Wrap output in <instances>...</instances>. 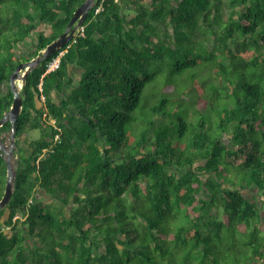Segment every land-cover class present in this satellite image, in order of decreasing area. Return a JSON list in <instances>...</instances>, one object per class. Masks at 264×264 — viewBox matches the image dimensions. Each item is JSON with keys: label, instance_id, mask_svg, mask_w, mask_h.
<instances>
[{"label": "trees", "instance_id": "trees-1", "mask_svg": "<svg viewBox=\"0 0 264 264\" xmlns=\"http://www.w3.org/2000/svg\"><path fill=\"white\" fill-rule=\"evenodd\" d=\"M84 2L0 0V121ZM19 94L0 264H264V0H100Z\"/></svg>", "mask_w": 264, "mask_h": 264}, {"label": "water", "instance_id": "water-1", "mask_svg": "<svg viewBox=\"0 0 264 264\" xmlns=\"http://www.w3.org/2000/svg\"><path fill=\"white\" fill-rule=\"evenodd\" d=\"M99 1L100 0H85V2L77 8L65 32L58 39L48 45L41 55L29 62L21 63L17 67L14 73L10 76V89L14 100L10 110L4 114L3 119L0 121V127L6 122H10L14 125L22 111L23 100L18 91L19 83L24 82L26 77L32 71L36 70L43 60L47 59L56 51L68 46V44L75 38L77 29L87 20L90 11L98 5ZM14 147L15 135L12 131L9 147L0 141V151L3 153L7 167V180L3 197L0 200V211L6 208L13 195V181L16 176V170L13 167L11 159L14 156Z\"/></svg>", "mask_w": 264, "mask_h": 264}, {"label": "rangeland", "instance_id": "rangeland-1", "mask_svg": "<svg viewBox=\"0 0 264 264\" xmlns=\"http://www.w3.org/2000/svg\"><path fill=\"white\" fill-rule=\"evenodd\" d=\"M46 26L42 28V32H44L46 30ZM28 44L25 43V44H22L23 47H26ZM74 72L75 73V76H79V70L77 68H71V73ZM3 92H4V89H3ZM40 132L39 131H33L30 133V137L31 138H38L40 136ZM23 140H24V137H23ZM3 142L4 144L9 147L10 146V143H11V135L10 133H6L3 135ZM25 147V146H24ZM14 152L16 151V148L14 147ZM17 156L14 155L13 158L11 159L12 163H13V167L15 168L17 166Z\"/></svg>", "mask_w": 264, "mask_h": 264}, {"label": "built area", "instance_id": "built-area-1", "mask_svg": "<svg viewBox=\"0 0 264 264\" xmlns=\"http://www.w3.org/2000/svg\"><path fill=\"white\" fill-rule=\"evenodd\" d=\"M99 11H100L99 8L96 9V13H98ZM62 54H63V53H60V54L58 55V57H56V58L50 63L47 72L54 71V70L58 69L59 64H60V57L62 56Z\"/></svg>", "mask_w": 264, "mask_h": 264}, {"label": "clouds", "instance_id": "clouds-1", "mask_svg": "<svg viewBox=\"0 0 264 264\" xmlns=\"http://www.w3.org/2000/svg\"><path fill=\"white\" fill-rule=\"evenodd\" d=\"M100 2V1H99ZM78 30H79V28L77 29V31H76V33L78 32ZM75 36H76V34H75ZM22 83L23 82H20L19 83V87H18V91H20L21 90V88H22ZM12 133H10V135H11ZM2 142V141H1ZM4 143V142H3ZM14 151V150H13Z\"/></svg>", "mask_w": 264, "mask_h": 264}]
</instances>
